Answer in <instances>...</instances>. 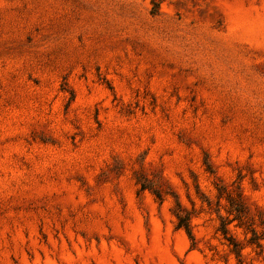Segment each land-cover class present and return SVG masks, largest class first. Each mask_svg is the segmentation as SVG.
<instances>
[{
  "label": "rangeland",
  "instance_id": "1",
  "mask_svg": "<svg viewBox=\"0 0 264 264\" xmlns=\"http://www.w3.org/2000/svg\"><path fill=\"white\" fill-rule=\"evenodd\" d=\"M0 264H264V0H0Z\"/></svg>",
  "mask_w": 264,
  "mask_h": 264
},
{
  "label": "trees",
  "instance_id": "2",
  "mask_svg": "<svg viewBox=\"0 0 264 264\" xmlns=\"http://www.w3.org/2000/svg\"><path fill=\"white\" fill-rule=\"evenodd\" d=\"M223 195H226V198L228 199V201L230 202L231 205H233L235 207H239L240 209L242 208V205L240 204V206H237V204H235V202H234V199L232 198V195L226 194L225 188L221 187V188H219V196L222 197ZM157 197H159V196H157ZM178 209H181V207L179 205H178ZM237 211L239 212V215H242L244 210L242 209V210H237ZM176 216L178 219L177 227L179 229H184L185 232L187 233L188 237L193 241L194 236H193V232H192V227L189 223V217L188 216L182 217L180 214H176ZM240 217H242V216H240ZM237 220L239 221V227H242L244 225L242 218H237ZM227 224L228 223L223 222L220 230L222 231L225 239L229 242L230 246L233 247V251L236 254H239L242 250V246L238 242H236L235 239H233L229 236V230H227V228H226ZM259 247H261V246H259Z\"/></svg>",
  "mask_w": 264,
  "mask_h": 264
}]
</instances>
